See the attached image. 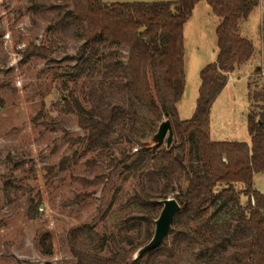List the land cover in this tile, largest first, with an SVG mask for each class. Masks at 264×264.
<instances>
[{"label":"trees","instance_id":"obj_1","mask_svg":"<svg viewBox=\"0 0 264 264\" xmlns=\"http://www.w3.org/2000/svg\"><path fill=\"white\" fill-rule=\"evenodd\" d=\"M200 2H206L219 19L218 52L215 62L200 74L193 117L181 121L177 104L185 88L183 30ZM259 3L63 0L54 8L55 27L82 43L70 60L75 62L73 78L91 81L89 109L75 101L88 145L103 148L113 134H117L115 142L144 139L154 133L163 117L173 129L171 147L142 149L126 167L142 182L131 198L136 216L125 227L128 232L135 230L136 237L125 236L128 247L119 245L106 257L103 252L110 238L80 227L71 233V253L77 264H180L177 259L182 252L189 255L188 264H264V195L253 187L254 175L264 173V86L253 92L248 85V100L256 102L247 116L250 144L210 139L213 104L229 76L253 58L254 47L240 35L239 27ZM121 50L126 51L125 59ZM52 54L49 47H29L25 52V56L46 61ZM256 74L255 86H259L264 68ZM67 163V159L60 163V172ZM106 180L102 176L93 182H78L99 186ZM183 180L186 188L174 196L181 210L168 237L159 248L131 262L153 236L160 202L180 188ZM242 198L247 199L245 206ZM84 236L88 239L82 240Z\"/></svg>","mask_w":264,"mask_h":264},{"label":"rangeland","instance_id":"obj_2","mask_svg":"<svg viewBox=\"0 0 264 264\" xmlns=\"http://www.w3.org/2000/svg\"><path fill=\"white\" fill-rule=\"evenodd\" d=\"M62 1L0 0V264H77L71 253V233L83 226L110 238L103 256L119 245L128 247L125 236L136 237L135 230L125 228L136 216L131 198L140 191L142 182L126 167L142 149L166 146V141L160 145L153 141L165 117L144 139L115 142L117 134H113L103 148L88 145L87 135L79 127L75 101L89 109L91 81L73 78L75 62L70 59L82 43L55 27L54 8ZM218 25L219 19L206 2L196 6L184 25L185 88L177 104L181 121L193 117L200 74L216 60ZM239 33L252 43L254 56L230 75L213 104L212 142L250 144L247 116L250 105L256 102L248 100V85L253 92L264 86L263 75L255 86L256 73L264 68V0L240 24ZM29 47H49L53 54L47 61L28 57L25 52ZM120 54L126 58L125 50ZM150 78L154 86L151 74ZM140 112L149 117L146 111ZM64 159L67 167L60 172ZM186 164L190 166L189 157ZM102 176L107 180L99 186L78 182H93ZM253 185L264 195V173L254 175ZM186 186L183 180L167 198H174ZM241 203L245 206L247 199L242 198ZM188 257L182 252L177 260L188 264Z\"/></svg>","mask_w":264,"mask_h":264},{"label":"water","instance_id":"obj_3","mask_svg":"<svg viewBox=\"0 0 264 264\" xmlns=\"http://www.w3.org/2000/svg\"><path fill=\"white\" fill-rule=\"evenodd\" d=\"M156 144H162L166 141V147L169 148L173 142V129L169 120L163 121L153 137ZM162 210L159 217L154 221V233L151 240L133 255L131 262L140 260L144 255L159 248L168 237L175 217L179 214L181 207L174 198H167L161 202Z\"/></svg>","mask_w":264,"mask_h":264},{"label":"crops","instance_id":"obj_4","mask_svg":"<svg viewBox=\"0 0 264 264\" xmlns=\"http://www.w3.org/2000/svg\"><path fill=\"white\" fill-rule=\"evenodd\" d=\"M197 6V5H196ZM196 8V7H195ZM195 8H194V10H195ZM254 56V55H253ZM230 77V76H229ZM229 82V81H228Z\"/></svg>","mask_w":264,"mask_h":264}]
</instances>
